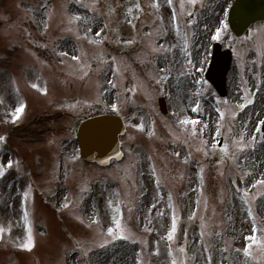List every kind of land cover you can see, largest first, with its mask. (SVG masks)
Returning <instances> with one entry per match:
<instances>
[{"label": "rangeland", "instance_id": "1", "mask_svg": "<svg viewBox=\"0 0 264 264\" xmlns=\"http://www.w3.org/2000/svg\"><path fill=\"white\" fill-rule=\"evenodd\" d=\"M231 2L199 0L195 27H190L179 15L178 0H143L147 9L149 3L153 8V25H147L153 45L169 48L170 58L158 65L170 86L172 146L161 139L159 126L149 136L139 132L132 143V125L123 159L107 166L80 161L73 192L60 188L54 195L46 186L38 199H49L39 212L29 217L24 212L18 220L0 218V264H120L115 247L121 242L134 246L131 264H209V257L210 264H264V184L259 183L264 172L252 171L254 160L246 159L247 150L264 144V22L236 39L227 23ZM89 4L99 8L102 0H0V38L21 36L24 27L63 34L79 24L73 14L85 17L83 25L93 28L98 22L92 15L86 18ZM218 38L234 57L225 97L205 79ZM87 97L109 107L114 101L102 91ZM207 105L216 113L213 125ZM254 105L259 113L239 118ZM183 120L194 123L181 124ZM251 122L253 135L246 129ZM145 125L149 128L150 120ZM260 153L264 158V150ZM30 199H36L34 194ZM212 228L220 232L212 233ZM29 229L34 243L30 251L23 247ZM252 235L257 242L247 239ZM250 243L252 255L246 256Z\"/></svg>", "mask_w": 264, "mask_h": 264}, {"label": "flooded vegetation", "instance_id": "2", "mask_svg": "<svg viewBox=\"0 0 264 264\" xmlns=\"http://www.w3.org/2000/svg\"><path fill=\"white\" fill-rule=\"evenodd\" d=\"M178 2L182 20L193 25L199 4ZM99 14L103 20L91 31L74 25L63 34H44L24 27L21 36L0 38V218L39 212L49 199H38L46 186L54 195L75 189L79 122L104 109L88 102L91 92H115L126 124L138 129L150 120V132L160 126L171 135L170 86L158 65L167 62L169 48L154 51L161 46L142 28V0H109Z\"/></svg>", "mask_w": 264, "mask_h": 264}, {"label": "water", "instance_id": "3", "mask_svg": "<svg viewBox=\"0 0 264 264\" xmlns=\"http://www.w3.org/2000/svg\"><path fill=\"white\" fill-rule=\"evenodd\" d=\"M264 20V0H237L230 17L233 31L241 36L257 20ZM230 50L216 48L208 78L220 94L227 92L226 75L230 67ZM125 125L119 115L101 114L85 120L79 128L81 155L100 164L122 156L120 134Z\"/></svg>", "mask_w": 264, "mask_h": 264}, {"label": "bare ground", "instance_id": "4", "mask_svg": "<svg viewBox=\"0 0 264 264\" xmlns=\"http://www.w3.org/2000/svg\"><path fill=\"white\" fill-rule=\"evenodd\" d=\"M189 95V93H188ZM187 95V96H188ZM235 95V93H234ZM188 97H185L183 98V101H188L187 100ZM259 110V107L257 105H254L252 106V108H247L245 110V112H241V115L239 116V118H242L243 116H245L248 113H251L250 115H255L256 113H259L257 112ZM206 112L209 113V116H210V122H211V125H213V123L216 122V113L215 111L210 107V106H206ZM254 123L251 122L248 126H247V132L249 135H253L254 134V131H253V125ZM261 150H264V144L263 143H259L258 146H256V150H250V151H246V159H247V162L249 163V161L252 159L254 160L252 163H253V166L255 168H252L251 167V170L253 169H257L258 173H261V172H264V158H263V153L261 154L260 151ZM254 151H257L256 154H253ZM252 170V171H253ZM145 199V197H144ZM115 251H116V255L119 256L118 258V262L120 264H131L132 262V252L134 251V246L133 245H129V244H124L123 242H121L119 245H117L115 247ZM224 254H230L227 250L226 251H223Z\"/></svg>", "mask_w": 264, "mask_h": 264}, {"label": "snow or ice", "instance_id": "5", "mask_svg": "<svg viewBox=\"0 0 264 264\" xmlns=\"http://www.w3.org/2000/svg\"><path fill=\"white\" fill-rule=\"evenodd\" d=\"M196 2H197V0H189V3H191V4H196ZM168 3L169 4H172L173 3V0H168ZM138 6V5H137ZM182 7H183V4L181 5ZM85 7H87V5H85ZM157 7H158V5H157ZM130 12H131V10H129ZM189 14H191V13H189ZM74 19L75 20H80L81 19V17H74ZM88 21H87V19H85V23H87ZM88 31H91V28H89L88 29ZM97 35H100V33H97ZM95 42V41H94ZM161 49H163V45H161V47L160 48H158V49H154V51H160ZM61 55H66L65 53H61ZM72 59L73 60H79L80 58L78 57V56H73L72 57ZM161 72H163L164 71V69H161L160 70ZM88 73L87 72H84V75L86 76ZM159 82V81H158ZM113 87H115V84H113L112 85ZM33 87H36V85H33ZM254 101H252V100H249L248 101V104H251V103H253ZM245 107H246V105H245ZM113 108L115 109V110H119L117 107H116V105H113ZM23 107H21V108H18L17 109V112L19 113V112H23ZM242 110V109H241ZM221 115V118H223V113H221L220 114ZM189 123H194L193 121H188V120H183V121H181V124H189ZM260 123L261 124H264V120H262V121H260ZM141 128H142V126H141ZM193 134H195V131L193 130ZM217 135H219V132H217ZM252 140L254 141L255 140V137H253L252 138ZM242 141H243V137H241V139H240V141H238L237 142V144L239 145L240 143H242ZM225 150H227V149H225ZM241 150H243L242 148H241ZM176 155L177 156H179V153H176ZM12 166V164H11V162L8 164V167H11ZM260 184H264V181H260L259 182ZM64 207L65 208H67L68 207V204L66 203L65 205H64ZM116 228H120V223L119 222H117L116 223ZM172 231L173 232H175L176 231V225H175V223H173V228H172ZM261 231V235H262V238H264V229H261L260 230ZM112 232H113V229H109V235H111L112 234ZM121 239H127V237H124V236H121L120 237ZM172 236L170 235L169 237H168V239L169 240H172ZM247 239H249L250 241H253V242H257V237L255 236V235H252V236H249ZM133 242H135V241H133ZM34 246V243H33V239H32V236H31V229H29V237H28V243L27 244H25L23 247L26 249V250H31V248ZM101 247H104V245H101ZM253 247V245L250 243L245 249H244V254L246 255V256H251L252 255V253L249 251V249H251ZM83 250V249H82ZM181 252H183L184 251V249H181L180 250ZM237 251H239V249H237ZM86 254V253H85ZM208 260H209V264H210V262H211V257H209L208 258ZM173 264H176V261L175 260H173Z\"/></svg>", "mask_w": 264, "mask_h": 264}]
</instances>
